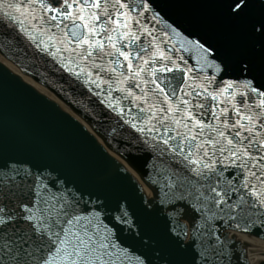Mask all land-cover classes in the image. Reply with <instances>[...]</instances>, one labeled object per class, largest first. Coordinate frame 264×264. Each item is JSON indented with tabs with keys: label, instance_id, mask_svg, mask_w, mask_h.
I'll return each mask as SVG.
<instances>
[{
	"label": "snow or ice",
	"instance_id": "snow-or-ice-1",
	"mask_svg": "<svg viewBox=\"0 0 264 264\" xmlns=\"http://www.w3.org/2000/svg\"><path fill=\"white\" fill-rule=\"evenodd\" d=\"M217 3L221 9V23L223 25L217 44L199 39L191 41L196 48L205 54L206 63L211 61V70L214 73L212 78L205 77V83L196 86L203 90L199 93L200 96L206 95L212 100L228 94L231 99L226 100V103L233 105V110L239 114L240 119H236L234 124H230L225 119L223 124L227 128L239 126L240 130L226 136L224 131L218 130L211 124L206 125L203 120L198 119L193 114L195 109L204 110L206 113L205 105L200 103L189 104L188 100L177 96V91L186 87L189 72L193 69L187 67L186 64L177 63L171 54L158 47L152 51L149 59L160 57L172 67L165 63H159L158 67L154 66L150 71L148 69H144V71L153 77L151 80L155 89L153 98L163 97L167 106L141 108L138 119L136 121L128 120L126 123L130 125L131 129L139 134H145V136H158L161 130L164 133H168L170 129L176 131L173 125L183 127L191 138L188 141L189 154L183 156L185 168L194 176L210 181L205 185H200L197 180L190 181V185L198 192L197 200L202 198L206 202L201 207L206 210L208 203L217 206L224 204L230 209H239L236 216L246 211L249 217L255 213L260 219L250 222L264 228V135L257 131L258 121L259 127L264 130V0H217ZM34 4H38L44 12L56 13L50 17L52 21L60 17L70 21L72 29H75L71 32H65L60 24L54 26L60 29L66 42L70 41L77 46L87 45L86 52L88 55H91L93 48L101 50L104 48L102 39L96 38L99 35L98 28L100 31L108 30L110 32L119 31L120 27L130 28L129 24L122 23L119 19L113 20L112 15L108 12L109 7L115 10L117 17H123L125 21L133 19L129 12L120 11V9L129 8V5L122 3L121 0H115L111 4L109 0H50V2L29 0L27 5L0 0V20L7 17L9 20L19 22V17L14 16L13 12L18 13L22 8L31 7ZM257 4L260 10L253 13L251 9ZM138 7L150 10L151 5L145 0ZM8 9L12 11H8ZM97 10L104 12L107 16L106 21L102 20ZM158 17L159 13H156L152 19L156 20ZM109 21L119 27L107 29ZM80 29L84 31L81 32ZM21 31H24L23 27H21ZM143 31L148 32V29L144 28ZM172 31L179 35L175 28ZM237 34L245 37L243 45L238 46L236 44L235 36ZM161 35L166 37L167 33ZM125 37L132 43L140 39L135 33L129 36L127 31L121 34V38ZM49 39H54V37L49 36ZM107 40L113 50L128 62L127 68H133L130 51H124L117 47L113 35H108ZM46 47L47 45H45ZM145 47L148 46L145 45ZM137 58L143 60V57L138 54ZM178 59L183 61L184 57L180 56ZM188 59L193 60L194 57L189 54ZM147 63L148 60H144V64ZM93 66L98 67V65ZM109 70L111 72L116 71L115 68H109ZM157 72H167L171 75L168 77L158 76ZM139 75L140 71L137 70L132 77L133 81ZM215 77L225 78L223 81H216L222 83L223 87L216 92H209L206 84L212 83ZM97 79H101L99 74H97ZM181 81H185V83H181ZM145 83L148 82L145 81ZM174 83L175 87L173 86ZM234 86L236 88L243 87L245 90L240 93V105L244 107L245 111H240V106L235 105L237 93L230 91ZM127 91L132 95L131 88ZM188 94L196 95L194 92ZM253 94L256 99L252 98ZM144 99V96L134 97V100L137 101ZM245 99L250 100L251 104L245 103ZM252 105H255L258 111L251 115L246 114V112L251 111ZM109 107L112 105L110 104ZM119 111L123 112V109L121 108ZM227 111V108L220 109L221 113H227ZM178 112H182L184 116L177 117L175 113ZM157 113L162 114L157 121L158 128L140 126L141 123L144 125L151 123ZM185 118L189 119L191 128H189L188 123L184 122ZM241 120L248 121V124H242ZM205 127L214 132L217 139H206L197 146L202 150L203 155L201 156L191 152V144L198 137L204 136L203 129ZM197 128L199 130L193 133V129ZM242 131L248 132L249 136H242ZM180 135L177 132L176 137L169 136L168 139H163V145L166 146L167 150L180 151L177 146L169 144V140H175ZM205 145H212V147L208 148ZM217 145L220 146L217 147ZM0 175H3L2 170H0ZM3 183L0 182V264H122V261L127 259L128 249H125L119 241L109 240L108 235H99V228L94 227L92 220L89 219V217H95L96 220H99V216L94 211L89 212L87 216L83 214L72 215L76 204L66 197H62L60 210L55 212L56 219L54 220L48 221L46 217L36 216L35 213L22 216L21 213L10 207L14 194L11 191H5L2 187ZM201 187L205 189L208 195H204V192L200 191ZM233 196H236V199L232 203H228ZM184 199V197H177L176 201L170 204L172 211L169 216L174 218L177 224L186 215V208L180 206ZM6 200L7 203H5ZM189 206L200 211V207ZM17 207L25 212L32 211L27 203H18ZM121 210L124 217H127V212ZM70 216L71 218H69ZM235 218L234 216L232 219ZM21 219L30 223L24 228L18 227ZM73 221L84 222L80 232L75 230L70 232L65 227V225H73ZM126 222L131 223V221ZM235 227L240 228L241 225L236 224ZM89 228H93V231L89 232ZM185 228L187 229V225ZM104 232L109 233V229L105 227ZM193 235H195L194 232ZM197 256L200 258L199 264H206L205 252L200 251ZM135 258L138 264H147L143 257ZM164 259H166L167 264H196L195 260L189 261L187 259L179 246L170 258Z\"/></svg>",
	"mask_w": 264,
	"mask_h": 264
},
{
	"label": "water",
	"instance_id": "water-1",
	"mask_svg": "<svg viewBox=\"0 0 264 264\" xmlns=\"http://www.w3.org/2000/svg\"><path fill=\"white\" fill-rule=\"evenodd\" d=\"M170 2L175 3L176 0H170ZM181 6L182 7L180 9L181 11L183 9L184 12L182 11V13L185 18H181V16L178 17L181 18L182 21L188 19L187 21L190 22L195 29H201L200 27L203 26H200L196 20L201 12L195 0H182ZM252 9L256 8L253 7ZM218 16V19L215 16L209 20L215 27H217L218 23L220 22L221 31L223 26L221 20H219L221 18V12L218 13ZM203 29L204 28H202V30ZM205 36L206 39L211 37L209 33H206ZM215 40L218 42L219 38ZM5 42L7 43V46L14 50V45L10 44L7 38H5ZM235 42L238 46L243 45L245 43V37L237 34L235 36ZM0 47L4 48V43H1ZM108 56L119 57L117 53H111V55L108 54ZM0 60L4 62L3 64L6 65L16 75L19 77L22 76L2 57H0ZM6 68L0 63V118L3 119L0 121V170L3 172V175H0V182H4L2 187L5 191H11L14 194L10 207L16 208L18 203L26 202L32 210L28 215L35 213L36 216L46 217L47 220L50 221L56 219L55 212L60 210L62 197H66L76 204L75 209L72 211V215H85L86 210H93L94 208H96L98 211H103L99 205L94 206V208L87 209L82 201L79 202L69 196L72 193L76 194L77 196H88V206L92 204L93 200L99 198H104L107 202L111 201V203H113L111 207H109L107 203H104L105 207H103L110 210L111 214L119 209L120 206L124 204V201L129 204V193L137 194V192L136 188H131L124 191V186L126 184L131 185L132 181L130 177L121 170L122 165L120 166L112 163L104 150L96 145L94 140L91 139L90 135H88L84 129L78 128L77 132L86 138H73L74 135L67 128V125L76 126V123L68 116H61L54 104H49L43 98L35 95V93L28 91V86L21 85L17 81H7L5 77L9 74L5 73V71H7ZM21 78L25 83L32 85L26 78ZM38 80L42 79L39 78ZM173 86L175 87V83ZM11 89L14 90H12L13 93L10 94L8 90ZM32 94H34V96L31 97ZM43 94L45 93L43 92ZM11 106L22 109L20 111L21 113H23L24 107H29L31 118H24V123L28 125L25 129L20 130L14 126H11L9 130H4V124L9 121L8 113ZM99 108L101 111L104 110L100 106ZM63 109L68 108L63 107ZM28 120L31 121L29 123L31 125L28 124ZM87 128L90 131L92 130L88 126ZM24 130L25 133L22 134V138L20 139L18 135ZM62 130H65L69 135L67 138L66 135L62 133ZM120 131L125 133L128 138H131V142H133V144L140 151L142 150V146L139 142H137V139H133L135 134L132 130L122 126L114 127V132L116 135H119ZM98 139L100 140V138ZM117 145H119L121 148L119 152L124 151L126 148V144H123L122 142ZM18 148H20V150ZM124 154L126 155V159L129 162L137 160L141 157L140 155H135L134 151L125 152ZM119 159L121 160L122 164H125V161L122 158ZM138 161L140 162V160ZM24 162L30 164L36 171L54 175L53 179H57V181L64 180L67 185L71 184L77 190H70V192L68 189L67 192L64 191L65 188L62 186H56L55 183H52L54 187H57V192H60L55 194L53 192L55 189L49 186L50 179L47 176L39 174L36 171L33 173L26 171L22 173V168L18 164ZM55 165L59 166L56 167ZM124 167L125 171H127L132 179L137 180L138 183H141L145 186L147 193L145 195L147 198H150L152 192L150 185L143 178L139 177L137 174H134L132 170L129 169V167L123 165V168ZM81 172L84 174H81ZM100 192L114 195L115 197H98ZM164 201L165 199H163V202ZM7 202L8 201L6 200L5 203ZM128 204L126 206L129 207ZM209 205L210 203H208L207 211L205 213V220L200 224L201 228L198 230L197 242L195 243L194 240L189 245L186 244V249H182L180 244L176 245L184 251L185 256L189 261L195 260L196 264H199L200 258L197 256V253L203 251L207 256L206 264H211L210 262L215 264H248L247 261L250 260L251 254L255 250H264L263 240L249 237L245 234L237 232H229L230 237L243 244L246 251V257L243 247L234 241L229 242V244L232 245V248L236 250V252L230 254L233 255L234 259L228 256L224 257L222 253H216L214 248L217 246V244H221V240L215 239V243L205 244L209 237L213 215V210L209 208ZM147 206L152 209L154 204L149 202ZM50 213H52V215H49ZM148 213L151 214L152 211H149ZM21 214L22 216H25L27 213L21 212ZM107 217L110 218V215ZM69 218H71V216ZM21 222L22 221L20 220V227ZM83 223V221H80L79 223L73 221V225H65V227H67L70 232L73 230L80 232ZM89 232H92V228H89ZM213 233L214 232H212V236L214 235ZM189 235L190 234L187 235L184 241L189 240ZM129 237L134 238L136 236L130 235ZM109 240L119 241V243L123 245L125 249H129L132 254L140 255L141 257L145 258L147 264L158 263V261L150 260V256L156 257L155 250L143 252L135 245L129 243L126 238H123L117 232L114 238L109 237ZM130 251H128L126 260H130L131 258L129 256ZM159 256L161 258L162 254ZM161 260L164 261L165 259ZM261 262H264V259L261 260L260 263ZM134 264H138V262H135Z\"/></svg>",
	"mask_w": 264,
	"mask_h": 264
},
{
	"label": "bare ground",
	"instance_id": "bare-ground-1",
	"mask_svg": "<svg viewBox=\"0 0 264 264\" xmlns=\"http://www.w3.org/2000/svg\"><path fill=\"white\" fill-rule=\"evenodd\" d=\"M3 56L0 55V57H2L8 64H10L16 71H18V67L13 66L10 62L12 61L11 59H9L5 53L3 54ZM20 70V69H19ZM21 75L23 74V72L20 70L18 71ZM23 76V75H22ZM24 78H26L31 84L35 85L38 89H40L42 92H44L47 95H50L52 97H54L51 92L45 88L42 87V85L38 84L39 82L36 80H32L28 77L23 76ZM36 81V82H35ZM38 82V83H37ZM55 98V97H54ZM58 100V99H57ZM67 107V106H66ZM68 108V107H67ZM70 109V108H69ZM71 110V109H70ZM264 259V250H255L250 257V260L248 261L249 264H260V261Z\"/></svg>",
	"mask_w": 264,
	"mask_h": 264
}]
</instances>
